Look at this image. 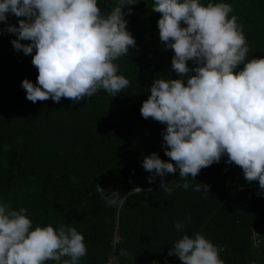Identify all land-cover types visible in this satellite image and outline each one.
Returning a JSON list of instances; mask_svg holds the SVG:
<instances>
[{
	"label": "trees",
	"instance_id": "16d2710c",
	"mask_svg": "<svg viewBox=\"0 0 264 264\" xmlns=\"http://www.w3.org/2000/svg\"><path fill=\"white\" fill-rule=\"evenodd\" d=\"M118 2L97 0L104 14ZM131 3L123 11L132 8L125 20L136 47L114 61L129 86L115 97L100 90L79 103L26 99L22 81L35 84L38 71L32 55L16 50L11 41L17 36L7 31L24 18L8 15L7 23L0 22V203L27 209L33 228L75 227L87 248L79 264H182L168 252L183 235L194 238L197 232L219 249L223 264H264V190L258 181L247 182L226 156L202 169L187 190L177 187L184 183L178 169L148 183L152 174L142 167L144 157L155 152L170 158L162 147L166 125L144 119L142 102L154 79L186 83L194 73L181 77L172 70L174 52L159 39L154 0ZM200 3L230 4L229 18L236 17L247 40V58H264V0ZM162 179L171 195L160 189ZM196 183L209 185L208 193L194 191ZM97 184L106 194L126 195L125 203L109 206ZM63 259L69 258L59 264Z\"/></svg>",
	"mask_w": 264,
	"mask_h": 264
},
{
	"label": "clouds",
	"instance_id": "9594fccd",
	"mask_svg": "<svg viewBox=\"0 0 264 264\" xmlns=\"http://www.w3.org/2000/svg\"><path fill=\"white\" fill-rule=\"evenodd\" d=\"M133 4L119 0L104 14L97 0H0V22L7 23L8 15L24 18L7 31L17 36L11 41L16 50L32 55L38 71L35 84L22 81L26 99L79 103L100 90L115 97L127 88L130 81L117 74L114 61L136 47L125 20L132 8L123 11ZM152 11L160 14V41L174 52L172 70L181 77L194 74L186 83L154 79L142 102L144 119L166 125L162 147L170 158L164 161L155 152L144 157L142 167L152 174L148 183L178 169L184 183L177 187L187 190L202 169L226 156L227 164L243 170L247 182L258 181L264 190V58H247L242 28L235 16L229 18L231 5L154 0ZM188 61L196 66L190 69ZM209 187L196 183L193 190L208 193ZM160 189L169 195L173 191L163 179ZM96 191L109 206H122L127 199L118 190L106 194L99 184ZM26 212L0 203V264H59L64 257L69 259L62 264H79L87 248L75 227L33 228ZM175 228L183 231L184 225L176 223ZM168 255L182 264H223L219 249L199 232L194 238L183 235Z\"/></svg>",
	"mask_w": 264,
	"mask_h": 264
},
{
	"label": "built area",
	"instance_id": "2783aa9c",
	"mask_svg": "<svg viewBox=\"0 0 264 264\" xmlns=\"http://www.w3.org/2000/svg\"><path fill=\"white\" fill-rule=\"evenodd\" d=\"M111 264H113V263H111Z\"/></svg>",
	"mask_w": 264,
	"mask_h": 264
}]
</instances>
